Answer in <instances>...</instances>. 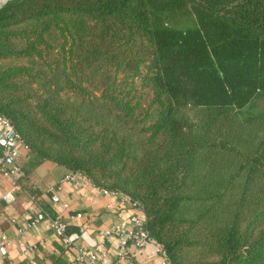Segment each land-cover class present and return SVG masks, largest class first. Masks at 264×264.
Wrapping results in <instances>:
<instances>
[{
	"label": "trees",
	"instance_id": "16d2710c",
	"mask_svg": "<svg viewBox=\"0 0 264 264\" xmlns=\"http://www.w3.org/2000/svg\"><path fill=\"white\" fill-rule=\"evenodd\" d=\"M0 115L26 173L130 196L170 264H264V0H6Z\"/></svg>",
	"mask_w": 264,
	"mask_h": 264
},
{
	"label": "crops",
	"instance_id": "0c3cea01",
	"mask_svg": "<svg viewBox=\"0 0 264 264\" xmlns=\"http://www.w3.org/2000/svg\"><path fill=\"white\" fill-rule=\"evenodd\" d=\"M1 129L0 124V133ZM33 159L35 154L22 144L19 161L24 165ZM69 172L71 170L65 166L45 161L28 173L24 171L16 187L0 174V236L6 234L8 238V253L5 257L0 254V264H29L31 259L39 264H70L76 254L75 248L64 249L47 219L33 227L27 226L30 217L41 209L51 210L66 221L71 232L76 231L79 224L86 223L89 233L94 236L99 228L111 226L133 214L144 218L141 208L121 202L122 194H105L94 184L78 185L64 180ZM12 188L16 199L6 203L2 196ZM54 193H58V202L52 200ZM77 211L84 212L83 220L73 218ZM22 243L35 245L36 248L29 256H24L19 250ZM117 246L118 239L111 237L106 243L108 260L105 264H131L136 261L152 264L157 260L154 247L149 244L142 254L137 257L132 255L122 263L117 258ZM131 250L133 254L135 246L132 245Z\"/></svg>",
	"mask_w": 264,
	"mask_h": 264
},
{
	"label": "built area",
	"instance_id": "2783aa9c",
	"mask_svg": "<svg viewBox=\"0 0 264 264\" xmlns=\"http://www.w3.org/2000/svg\"><path fill=\"white\" fill-rule=\"evenodd\" d=\"M0 124L2 126L0 133V148L2 150L0 155V174L12 182L14 187L17 186L19 178L22 176L24 170L19 163L20 148L24 144L22 134L14 127V125L4 115H0ZM64 180L71 181L74 184H94L88 175L82 172H69L64 176ZM97 186V185H96ZM99 187V186H98ZM105 194H122L121 202H129L132 206H137V203L132 198L121 192L109 190L99 187ZM6 203H11L16 199V194L12 189L7 191L2 196ZM54 202L60 200L58 193L52 196ZM67 206V204H65ZM73 218L84 219V212L77 211ZM47 219L50 223L54 234L59 239L64 249L75 248V257L70 264H105L108 260L106 243L111 237L118 239V246L116 248L117 258L120 262L125 263L130 256L137 257L142 254L146 247L151 244L154 247V255L157 260L152 264H170L169 256L166 249L153 239L147 229L145 228V220L137 214L121 220L111 226L99 228L97 235H91L88 231L86 223L79 224L76 231L70 232L68 230L69 224L62 220V218L53 215L51 212L41 209L30 217L27 226L33 227L42 220ZM80 241V242H79ZM135 246L136 251L132 254L131 246ZM8 238L6 234L0 236V254L5 257L8 253ZM35 245L20 244L19 250L22 255L29 256ZM29 264H39L36 260L31 259ZM131 264H141L136 261Z\"/></svg>",
	"mask_w": 264,
	"mask_h": 264
},
{
	"label": "rangeland",
	"instance_id": "374dc122",
	"mask_svg": "<svg viewBox=\"0 0 264 264\" xmlns=\"http://www.w3.org/2000/svg\"><path fill=\"white\" fill-rule=\"evenodd\" d=\"M2 1L5 2L6 0L5 1L4 0H0L1 4L3 3ZM190 114H191L190 116L193 118L194 122L198 123L200 121L199 115H198L197 112L195 113V111H190ZM217 131L219 133L221 131L226 132V133L231 132L232 134L238 133L240 135V137L243 138L242 141L247 140V142H244L245 144H251L252 143L251 142L252 138H253V136H255V133L257 132V129L255 127V128H252V129H248V131L244 130L245 132L240 133L236 128H233V127L229 126V124H227V126L223 125L221 128L217 129Z\"/></svg>",
	"mask_w": 264,
	"mask_h": 264
}]
</instances>
